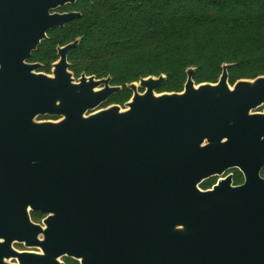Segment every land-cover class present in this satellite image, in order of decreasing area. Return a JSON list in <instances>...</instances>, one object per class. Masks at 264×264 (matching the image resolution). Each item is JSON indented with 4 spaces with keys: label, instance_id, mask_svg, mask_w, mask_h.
Here are the masks:
<instances>
[{
    "label": "water",
    "instance_id": "95a60500",
    "mask_svg": "<svg viewBox=\"0 0 264 264\" xmlns=\"http://www.w3.org/2000/svg\"><path fill=\"white\" fill-rule=\"evenodd\" d=\"M77 1L0 0V264H264V75L188 67L181 91L149 75L101 107L121 86L74 77L80 37L51 73L29 61ZM234 168L242 183L199 187Z\"/></svg>",
    "mask_w": 264,
    "mask_h": 264
},
{
    "label": "trees",
    "instance_id": "16d2710c",
    "mask_svg": "<svg viewBox=\"0 0 264 264\" xmlns=\"http://www.w3.org/2000/svg\"><path fill=\"white\" fill-rule=\"evenodd\" d=\"M57 11L81 16L50 30L30 61L51 73L57 47L80 37L67 56L74 77L110 76L121 86L101 107L123 105L132 95L127 84L149 75L166 76L157 92L181 91L188 67L195 83L216 82L224 63L231 85L264 75V0H78ZM34 216L40 222L44 214Z\"/></svg>",
    "mask_w": 264,
    "mask_h": 264
},
{
    "label": "flooded vegetation",
    "instance_id": "af4514ba",
    "mask_svg": "<svg viewBox=\"0 0 264 264\" xmlns=\"http://www.w3.org/2000/svg\"><path fill=\"white\" fill-rule=\"evenodd\" d=\"M31 58V57H30ZM29 61H30V59H29ZM30 62H37V61H30ZM40 63V62H39ZM41 64V63H40ZM41 66H42V64H41ZM51 70H52V68H51ZM42 72V71H41ZM140 91H142V89L140 88L139 89ZM258 111H262L263 110V107H262V109L261 110H259V109H257ZM50 119H53V117L52 118H50ZM264 169V168H263ZM263 171V170H262ZM236 172H238V173H240V175L242 176V181H240V182H238V183H236L235 182V176H234V174L236 173ZM228 174H232L233 175V178H232V180H233V184H239V183H242L243 182V180H244V177H243V174L238 170V169H236V168H234V169H229L228 171H226L223 175H221V176H214V177H211V178H208V179H206V180H204L200 185H199V187L200 188H202V189H207V188H211L220 178H224L225 176H227ZM262 175V174H261ZM207 182H209L210 183V185L209 186H207V187H203L202 185L204 184V183H207ZM33 213V212H32ZM43 219V218H42ZM41 219V220H42ZM33 220V219H32ZM34 221V220H33ZM36 222V221H35ZM23 249V248H22ZM64 259V258H63ZM79 262V261H78ZM80 264V263H79Z\"/></svg>",
    "mask_w": 264,
    "mask_h": 264
},
{
    "label": "rangeland",
    "instance_id": "374dc122",
    "mask_svg": "<svg viewBox=\"0 0 264 264\" xmlns=\"http://www.w3.org/2000/svg\"><path fill=\"white\" fill-rule=\"evenodd\" d=\"M258 109L261 110V109H262V106L259 107ZM240 181H242V176H241V175H240V176H239V175L235 176V182L238 183V182H240ZM209 185H210V183L207 182V183H204L202 186H203V187H207V186H209ZM41 217H42V216H34V217H33V220L38 221V219H40ZM15 247H16L17 249H19V250H22V248L25 249V247H24L23 245H21V244H20V245L17 244V245H15Z\"/></svg>",
    "mask_w": 264,
    "mask_h": 264
}]
</instances>
